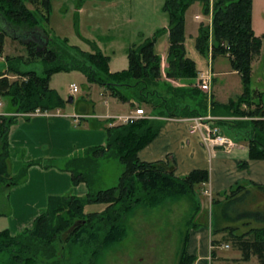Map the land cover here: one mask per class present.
Listing matches in <instances>:
<instances>
[{
  "label": "trees",
  "instance_id": "trees-1",
  "mask_svg": "<svg viewBox=\"0 0 264 264\" xmlns=\"http://www.w3.org/2000/svg\"><path fill=\"white\" fill-rule=\"evenodd\" d=\"M196 1L202 4L204 15L211 14V26L201 23L198 27L194 43L196 51L206 57L210 54L211 59L226 55L242 83L241 94L223 104L227 115L233 118L215 122L233 139L247 143L249 158L264 159V103L262 93L251 88L250 84L251 61L259 52V39L251 28V0H164L163 7L169 15L168 26L164 29L169 43L164 74L167 79L179 81L182 84L179 86L161 78V58L153 48L155 36L129 47L128 67L110 72L109 57L96 46H92L91 52L83 51L68 45L66 40L49 36L40 26L37 14L40 13L47 22L50 0H0V55L7 36L21 42L27 53L26 58L22 55L5 56L7 67L0 72V98L4 109L0 114V188L18 185L24 180L27 168L39 163L27 162L18 174L12 175L8 132L16 119L14 113L64 107L66 100L49 86L51 75L57 72L79 70L89 81L106 86L118 100L145 102L158 116L204 115L202 110L207 108V94L195 85L196 65L186 55L184 44L185 12ZM36 60L41 61L42 73L21 69L19 65L20 62ZM11 74L19 78L11 80L8 77ZM154 119L142 118L129 124L109 126L106 128L105 146L91 147L85 155L73 159V165L67 167L72 183L84 182L88 192L80 197L72 194L49 197L46 210L34 218L30 227H24L15 234L7 228L0 229V264H34L39 256L58 257L56 243L66 238L89 247L86 249L90 254L89 264H97L107 249L126 237L124 221L135 208L159 206L193 194L196 186L206 183L209 179L206 169H194L183 177H177L174 175L175 162L170 156L166 161L153 162L138 158V151L158 134L163 125V121ZM104 153L116 156L124 169L115 186L92 192L84 169L96 162L93 156ZM246 165V162L239 163L240 167ZM245 185L237 183L217 195L219 199L213 200L211 205L222 207V213L214 214V217L222 222L250 218L263 226L250 228L240 235L234 234L229 226L212 232L215 234L228 229L234 245L241 252V259L248 260L255 255L258 264H264V209L258 207L259 195ZM254 186L264 191L263 185ZM245 196H251L255 207L241 212L240 201ZM91 203L108 205L100 213L85 214L84 206ZM229 204L237 215H227L225 208ZM200 208L198 201L192 218ZM212 221V224L216 223ZM192 226L197 227L195 223ZM210 254L214 256L213 251ZM195 259L194 255L187 254L185 240L179 264H192Z\"/></svg>",
  "mask_w": 264,
  "mask_h": 264
},
{
  "label": "rangeland",
  "instance_id": "rangeland-1",
  "mask_svg": "<svg viewBox=\"0 0 264 264\" xmlns=\"http://www.w3.org/2000/svg\"><path fill=\"white\" fill-rule=\"evenodd\" d=\"M163 4L164 0H50L47 22L42 19L40 13L37 16L40 26L45 28L49 36H53L60 41L66 40L68 45L77 46L83 51L91 52L92 46H96L109 57L108 66L110 69L121 71L128 67V48L134 44L142 43L146 38L155 36L154 50L158 55L167 54L169 43L164 29L168 26L169 15ZM26 5L28 8L33 9L31 4L26 3ZM192 6L189 9V13L193 12ZM199 6L200 8H198L197 12L202 15L199 17L197 15L196 19L193 18V21H188L191 29L189 32L193 33L196 29L197 34L199 25L208 23L207 16L202 13V4L200 2ZM251 28L254 36L259 39V52L251 61L250 84L251 88L262 93V101L264 103V0H251ZM191 41H193V38H187L188 54L190 57L196 58L200 69H211L213 67V71L220 72L230 68V62L226 55H217L212 61L209 55L207 57L200 55L194 45H190ZM4 45L6 47L4 57L22 55L26 58V50L18 40L7 36ZM19 65L21 69H34L38 73H42L40 60L29 63L20 62ZM6 67V60L0 62V72L5 71ZM238 75L235 73L227 75L217 74L214 84H219L223 81L224 83L227 82V84L232 83L234 86L239 85L242 87L241 79ZM170 80L176 86L180 83L174 79ZM195 80H197V77ZM50 82L51 86L54 87L53 89L57 92L60 91L66 98L70 95L73 96L74 103L71 104L72 108H75L79 101H84L93 108V112L96 114L107 112V106L104 104V98L108 96L106 90L103 89L101 84L89 81L81 71L57 72L52 76ZM72 83L76 85L77 91L70 94L69 87ZM135 102L134 107H142L146 111L149 110L145 102L138 100H135ZM0 109L4 110L3 105ZM118 109L111 107L110 111L115 113L113 115L124 113ZM206 110L207 108L202 110V113L205 114ZM212 112L216 111L212 109ZM164 117L165 119L175 118L164 115L158 116V113L153 112L149 119L155 118L154 120L156 121H163ZM232 118H221L219 120ZM116 125L123 124L115 122L112 126ZM93 158L96 159V162L94 164L91 163L92 165L84 169L90 181V191L96 192L115 186L124 169L123 164L113 154L104 153L93 156ZM11 160L10 155V170ZM53 162H45L43 164L39 162L38 165L61 167L59 162ZM69 163L70 166L73 165L72 162ZM174 175L177 176L175 167ZM204 186L202 184L196 186L193 194L166 201L156 207L140 206L135 208L130 217L124 221L127 229L126 237L118 245L107 249L100 256L97 264H179L183 243L186 240L187 254L194 255L189 251V241L191 237L195 236L194 233L204 226L207 230V239L209 238L211 245L208 253L214 252V256L210 254V262L205 264H258V259L255 255H251L248 260L241 259V252L237 251L239 249L234 245L233 236L228 229L223 231L222 237H220L219 233L214 234L213 232L216 228L229 226L233 228L234 234L240 235L250 228L263 226L262 223L250 218L228 222L215 219L214 214L222 213V207L210 204L213 200L219 199V197L207 194ZM11 188H0V229L7 226V220L11 217L9 199ZM70 193L72 192H67V194ZM251 199V196H245L241 199V212L254 209L255 204H252ZM198 201L202 203L203 207L192 218ZM107 205L105 203V207ZM101 211L84 212L83 210L85 214L100 213ZM225 212L229 217L237 215L232 210L231 204L225 208ZM210 220L216 222L215 224L211 223L212 228H210ZM193 223L197 227L192 226ZM216 234L217 236L215 237L214 235ZM199 236L200 234L197 237L199 238ZM219 237L221 239H216ZM81 244L73 242L71 238L69 240L66 238L64 241L56 243L59 253L58 257L39 256L34 264H56L57 262L59 264H89L90 254L86 252L89 247ZM224 244L228 246L223 247ZM217 247L222 248L218 249ZM236 252L239 258L236 256ZM202 263L204 264V262Z\"/></svg>",
  "mask_w": 264,
  "mask_h": 264
},
{
  "label": "crops",
  "instance_id": "crops-1",
  "mask_svg": "<svg viewBox=\"0 0 264 264\" xmlns=\"http://www.w3.org/2000/svg\"><path fill=\"white\" fill-rule=\"evenodd\" d=\"M191 6L193 12L189 13ZM198 8H200L199 2L196 1L185 12L184 44L188 57L190 56L188 54L187 38H193V41L190 42L192 46L197 36L196 29L193 33L189 32L191 29L188 21H193V18L196 19L197 15H202L197 12ZM165 35L167 36V33ZM5 50L6 47L4 45L3 55L6 54ZM155 53L157 52L155 51ZM159 56L162 69L166 66V53H162ZM190 58L194 60L197 71L202 70L199 68L196 58ZM108 68L110 72H116L111 70L109 66ZM212 73L211 97L207 104L206 113L203 115L206 118L203 121V125L221 127L215 120L231 118V116L227 115V108H223V104L240 95L242 87L239 85L234 86L232 83L227 84V82L224 83L223 81L219 84H214L217 74L227 75L235 73L238 75L236 71L232 70L231 66L228 70L220 72L213 71L212 67ZM53 75H51L49 80L50 87H52L50 81ZM161 78L169 80L174 85L170 79L165 78L163 73ZM179 85L182 84L179 83ZM102 86L108 95L104 98V104L107 106L106 113H94L93 108L84 101H79L76 107L72 108L73 98L72 103L66 102L64 107L60 108L62 116L55 118L43 116L17 117L10 126L8 140L12 159L10 170L12 175L18 174L21 167L27 162H40L43 164L54 161L59 162L61 166L53 167L51 165L32 164L27 168L24 180L11 188L9 194L11 217L7 220V226L5 227L11 234L19 232L24 227L31 226L34 218L46 210L49 197L65 195L69 191L72 192L70 194L80 197L88 192V187L84 182L72 183L71 172L67 169L68 165H70L69 162L85 155V151L91 147L105 146L107 141L106 128L113 125L108 117L115 114L110 111L111 107L119 108L126 113L130 109L135 108L134 104L136 103L134 101L122 102L113 97L106 86ZM58 92L64 100H67L60 91ZM70 94L73 93L70 92ZM212 102H215L214 106ZM146 107L149 109L147 110L148 112L145 108L143 109L147 113L150 112L148 115L152 116L153 111L149 104ZM212 109L216 112H212ZM1 111L3 110L0 109ZM192 118L194 117L166 119L164 117L163 125L158 134L138 151V158L141 161L153 162L157 160L166 161L167 157L170 156L175 162V174L177 176H184L194 169H206L209 173V179L202 186L205 185L207 194L214 196L230 189L237 183L246 184L247 189L259 195L260 202L258 207L264 209V191L254 186H264V159L249 158L247 143L240 139H235L236 146L230 152H226L212 144H203L201 131L203 132L204 128L193 130L191 127L194 123ZM220 129L225 133L222 127ZM240 162H246L247 165L240 167ZM200 205L202 208V203ZM104 208L105 203H91L85 205L83 210L84 212H98ZM221 232L223 231L219 232L220 237L224 234V232ZM194 235L193 238L191 237L193 241L190 239L188 245L190 253H193L196 257L193 264L209 263L210 253L208 252H210L211 245L209 238L207 239L205 226L200 227ZM214 236L216 237L217 234ZM220 237L216 239H221ZM217 248L220 249L222 247ZM237 255L238 253L236 252Z\"/></svg>",
  "mask_w": 264,
  "mask_h": 264
},
{
  "label": "built area",
  "instance_id": "built-area-1",
  "mask_svg": "<svg viewBox=\"0 0 264 264\" xmlns=\"http://www.w3.org/2000/svg\"><path fill=\"white\" fill-rule=\"evenodd\" d=\"M199 17V16H198ZM209 23L211 22V14H209L208 18ZM0 61H4V56L0 55ZM213 73L211 69H206L200 71L198 74V83L197 86L204 92L209 93L210 91V83L212 80ZM11 79H18L19 76L12 75L9 76ZM24 81L26 78H22ZM69 90L71 93H75L77 91V87L75 84H70ZM2 105V99L0 98V106ZM1 114V113H0ZM16 117H33V116H43L46 118H55L62 116L63 114L59 109L55 110H43L40 108H36L32 111L27 112H18L14 114ZM112 119V122H120L121 124H129L133 123L139 119L149 117L142 107H136L129 110L126 113L119 114V115H111L109 116ZM204 117L197 116L192 118L193 130H200L201 127L204 128L203 132L201 131V140L202 143L205 145L212 144L214 146H218L222 150L226 152H230L235 146L236 142L229 136L223 134L217 126H205L203 125ZM226 247L228 245H225Z\"/></svg>",
  "mask_w": 264,
  "mask_h": 264
},
{
  "label": "water",
  "instance_id": "water-1",
  "mask_svg": "<svg viewBox=\"0 0 264 264\" xmlns=\"http://www.w3.org/2000/svg\"><path fill=\"white\" fill-rule=\"evenodd\" d=\"M67 102H68V103H72V102H73V96L70 95V96L67 98Z\"/></svg>",
  "mask_w": 264,
  "mask_h": 264
},
{
  "label": "flooded vegetation",
  "instance_id": "flooded-vegetation-1",
  "mask_svg": "<svg viewBox=\"0 0 264 264\" xmlns=\"http://www.w3.org/2000/svg\"><path fill=\"white\" fill-rule=\"evenodd\" d=\"M38 42H40V41H38Z\"/></svg>",
  "mask_w": 264,
  "mask_h": 264
}]
</instances>
